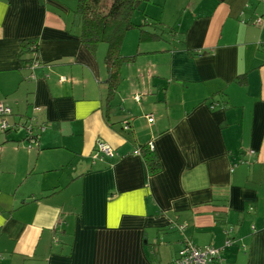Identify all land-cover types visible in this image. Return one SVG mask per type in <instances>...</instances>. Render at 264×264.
<instances>
[{
  "label": "crops",
  "instance_id": "crops-1",
  "mask_svg": "<svg viewBox=\"0 0 264 264\" xmlns=\"http://www.w3.org/2000/svg\"><path fill=\"white\" fill-rule=\"evenodd\" d=\"M77 2L0 0V264H173L227 238V264H264V0H152L112 91Z\"/></svg>",
  "mask_w": 264,
  "mask_h": 264
},
{
  "label": "trees",
  "instance_id": "trees-1",
  "mask_svg": "<svg viewBox=\"0 0 264 264\" xmlns=\"http://www.w3.org/2000/svg\"><path fill=\"white\" fill-rule=\"evenodd\" d=\"M152 0H78L74 15L79 21V38L81 44L94 53L101 44L106 45L104 64L108 71L107 83L110 90H115L120 81V68L132 57L121 54V47L126 32L138 28L133 21L136 11H142ZM140 39L145 32L140 30ZM20 62L24 67L32 68L39 64L36 40H26L21 44ZM142 155L147 171L153 174L160 169V163L150 147L138 149Z\"/></svg>",
  "mask_w": 264,
  "mask_h": 264
},
{
  "label": "built area",
  "instance_id": "built-area-1",
  "mask_svg": "<svg viewBox=\"0 0 264 264\" xmlns=\"http://www.w3.org/2000/svg\"><path fill=\"white\" fill-rule=\"evenodd\" d=\"M140 96H136L135 100L139 101ZM10 108L4 107L0 104V118L4 119L8 114H10ZM149 123H152V115L146 116ZM0 127L2 130H7L8 125L4 120H1ZM123 128L128 130L129 122H125ZM45 130L44 126H39V131L43 132ZM28 134L32 135V128H28ZM114 154L113 148L103 141H98L96 148L91 154L92 161L100 160L103 157H112ZM135 154L140 155L139 150L135 151ZM184 225H180L179 229L183 230ZM232 240L227 238L223 247L214 246H202L198 247L189 240H184L178 256L173 261V264H227L225 259L222 257V251L224 247L231 245Z\"/></svg>",
  "mask_w": 264,
  "mask_h": 264
},
{
  "label": "rangeland",
  "instance_id": "rangeland-1",
  "mask_svg": "<svg viewBox=\"0 0 264 264\" xmlns=\"http://www.w3.org/2000/svg\"><path fill=\"white\" fill-rule=\"evenodd\" d=\"M142 18H143V16H142ZM133 21L134 22H136V23H141L142 21H141V19H140V11H136L135 12V14H134V17H133ZM70 22H72V29L74 28V29H77L78 30V28H79V25H78V18H76V17H71V19H70ZM134 30H137V28H133V29H131V30H129V31H127L126 33V35L127 36H125V38H127L128 37V35L131 33V31H134ZM129 33V34H128ZM135 35V32H132V35ZM131 35V34H130ZM166 35H167V32H166ZM134 38H131V36H129V42L131 41V40H133ZM124 41H125V39H124ZM128 42V43H129ZM103 47H102V49H105V51H106V45H104V44H101ZM129 45V44H128ZM102 51V50H101ZM121 54H123V53H121ZM147 122V121H146ZM146 122H145V124H146ZM227 230V229H226ZM225 234H228V231H225ZM231 239V238H230ZM232 240V239H231Z\"/></svg>",
  "mask_w": 264,
  "mask_h": 264
}]
</instances>
